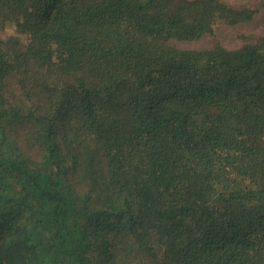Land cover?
<instances>
[{
	"label": "trees",
	"instance_id": "1",
	"mask_svg": "<svg viewBox=\"0 0 264 264\" xmlns=\"http://www.w3.org/2000/svg\"><path fill=\"white\" fill-rule=\"evenodd\" d=\"M264 0H0V264H264Z\"/></svg>",
	"mask_w": 264,
	"mask_h": 264
},
{
	"label": "rangeland",
	"instance_id": "2",
	"mask_svg": "<svg viewBox=\"0 0 264 264\" xmlns=\"http://www.w3.org/2000/svg\"><path fill=\"white\" fill-rule=\"evenodd\" d=\"M233 6H242L245 4H255L256 0H223ZM248 33H264V17L257 16L252 22L234 27L218 26L211 36H205L201 40L194 42L175 43L181 49L204 50L210 49L219 43L228 49H234L238 46L236 36Z\"/></svg>",
	"mask_w": 264,
	"mask_h": 264
},
{
	"label": "clouds",
	"instance_id": "3",
	"mask_svg": "<svg viewBox=\"0 0 264 264\" xmlns=\"http://www.w3.org/2000/svg\"><path fill=\"white\" fill-rule=\"evenodd\" d=\"M18 23H23L21 17L6 20L0 26V44H7L9 40H16L25 49L31 44L30 34L20 32Z\"/></svg>",
	"mask_w": 264,
	"mask_h": 264
}]
</instances>
